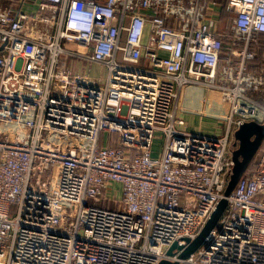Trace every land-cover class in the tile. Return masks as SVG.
<instances>
[{
  "label": "built area",
  "instance_id": "2783aa9c",
  "mask_svg": "<svg viewBox=\"0 0 264 264\" xmlns=\"http://www.w3.org/2000/svg\"><path fill=\"white\" fill-rule=\"evenodd\" d=\"M223 1L0 2V264H264V148L204 244L167 253L225 196L233 130L264 121V0H228L222 30ZM191 84L227 107L210 131Z\"/></svg>",
  "mask_w": 264,
  "mask_h": 264
},
{
  "label": "crops",
  "instance_id": "0c3cea01",
  "mask_svg": "<svg viewBox=\"0 0 264 264\" xmlns=\"http://www.w3.org/2000/svg\"><path fill=\"white\" fill-rule=\"evenodd\" d=\"M1 4L6 9H12L15 12H36L38 10V0H0ZM222 7H219L214 12V18L220 29ZM231 19V18H230ZM230 19H228L227 24H229ZM214 90L201 85H190L187 91H183L182 99H185L183 112L188 123V128L191 131H197L200 128L205 131L211 130L218 123L216 116L217 107L215 96L213 94ZM186 95V96H185ZM199 102V104L197 103ZM219 107L220 103L218 102Z\"/></svg>",
  "mask_w": 264,
  "mask_h": 264
},
{
  "label": "water",
  "instance_id": "95a60500",
  "mask_svg": "<svg viewBox=\"0 0 264 264\" xmlns=\"http://www.w3.org/2000/svg\"><path fill=\"white\" fill-rule=\"evenodd\" d=\"M261 130V124L256 122V121H248L245 122L243 125L240 126L238 129V137H239V142L242 148L243 154L249 158L252 159L253 156L255 155L256 151L258 150L261 142L256 149L253 146V137L259 133ZM234 162L236 165L237 161L234 158ZM248 167V166H247ZM247 169V168H246ZM245 169V170H246ZM245 172V171H244ZM243 175V174H242ZM242 175H239L238 178L236 179L235 183H232V181H229V184L227 186V189L225 191V196L221 198L219 203L217 204L215 210L212 212L211 216L199 232V234L192 240L187 238L188 244L187 245H182L178 241H175L170 248L168 249L167 253L169 255L174 254L176 251L175 250H182L180 253V257L182 258H187L189 257L192 253H194L200 246H202L210 234V232L214 229V227L217 225L218 221L220 220L221 216L223 215L224 211L227 208L228 205V198L227 195H229L234 188L236 187L238 181L242 177ZM158 264H178V261H171L169 259H162Z\"/></svg>",
  "mask_w": 264,
  "mask_h": 264
},
{
  "label": "rangeland",
  "instance_id": "374dc122",
  "mask_svg": "<svg viewBox=\"0 0 264 264\" xmlns=\"http://www.w3.org/2000/svg\"><path fill=\"white\" fill-rule=\"evenodd\" d=\"M76 48V47H75ZM78 49V48H77ZM99 68H98V66H95V70L97 71ZM189 86L190 85H186L185 87H184V92L185 91H187V89L189 88ZM210 90H214L213 91V94H214V96H215V100H216V105H215V107H217V109H219V110H224V109H226L227 107L224 105V104H221V102H220V100H219V98H218V92H217V90H215V89H210ZM184 96V95H183ZM182 96V97H183ZM186 96V95H185ZM218 102L220 103V107H219V104H218ZM184 103H185V99L183 98L182 99V104H183V106H184ZM198 104H199V102H197ZM218 110V111H219ZM256 122H258V123H260L261 124V130H260V132L259 133H257L254 137H253V139H252V141H253V146L257 149L258 148V146H259V144L262 142V141H264V121L262 120V121H256ZM214 128V127H213ZM236 130V131H235ZM210 131V130H209ZM235 133H233L232 134V136L234 135H236L235 136V138H237V139H239V137H238V129H234L233 130ZM158 137V139L156 140V147H159V145L162 143V138H161V136L160 135H158L157 136ZM236 139V144H234V145H232L231 147H230V155H229V158H231V155H232V157L233 158H235L236 159V161H237V163H236V165H234L233 167H231V168H229L228 167V171L229 172H231V170H232V172H231V177H230V181H232V183H235V181H236V179L238 178V176L239 175H242L243 173H244V171H245V169L247 168V166L249 165V163L251 162V159H249V158H247L244 154H243V152H242V148H241V145H240V142H238V140ZM257 154V151H256V153H255V155ZM258 154H259V152H258ZM258 154H257V156H258ZM254 157V156H253Z\"/></svg>",
  "mask_w": 264,
  "mask_h": 264
},
{
  "label": "trees",
  "instance_id": "16d2710c",
  "mask_svg": "<svg viewBox=\"0 0 264 264\" xmlns=\"http://www.w3.org/2000/svg\"><path fill=\"white\" fill-rule=\"evenodd\" d=\"M227 2H228V0L223 1V6H222V12H221V20H222L221 28H222V30L227 28L228 19H230L234 15V13L228 9ZM254 47L257 48V56L255 59L250 61V65L253 67H264V33L258 34V38H257V41H256ZM116 144H117V142L113 141V145H116ZM263 148H264V141L260 144V146L257 150V154H258V152L262 151ZM257 154L254 155V157L251 159V162L249 163V165H248L247 169L245 170V172L243 173V175L247 174L248 172H251L254 169V167L256 165Z\"/></svg>",
  "mask_w": 264,
  "mask_h": 264
}]
</instances>
